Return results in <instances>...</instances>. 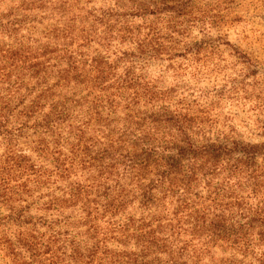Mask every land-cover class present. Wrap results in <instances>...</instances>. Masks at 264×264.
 Listing matches in <instances>:
<instances>
[{"label": "trees", "instance_id": "trees-1", "mask_svg": "<svg viewBox=\"0 0 264 264\" xmlns=\"http://www.w3.org/2000/svg\"><path fill=\"white\" fill-rule=\"evenodd\" d=\"M20 1L0 14L12 264H264V141L209 99L235 86L149 71L163 54L190 60L173 18L189 1Z\"/></svg>", "mask_w": 264, "mask_h": 264}, {"label": "rangeland", "instance_id": "rangeland-1", "mask_svg": "<svg viewBox=\"0 0 264 264\" xmlns=\"http://www.w3.org/2000/svg\"><path fill=\"white\" fill-rule=\"evenodd\" d=\"M11 1H3L0 14L5 15L21 3L20 0ZM186 1L190 8L181 17L173 18L188 22L186 32L182 31L185 36L179 38L184 40L179 48L187 42L192 43L193 47L186 55L190 60L176 56L168 61L169 56L163 54L164 60L150 59L153 65L149 71L157 77L164 74L166 81L171 82L177 67L170 65H181L178 68L181 73H184L183 68L188 70L180 83L192 89L212 92L223 85L225 89L235 86L236 89L227 91L222 99L212 95L209 99L217 102L218 112L231 119L246 141L263 142L264 135L258 134L264 130V0ZM9 41L2 38L0 46ZM203 44L214 47H198ZM196 68L202 74L192 76V72H197ZM3 153L4 146L0 145V155ZM7 214L6 207L0 203V218ZM1 248L0 245V264H12L11 257Z\"/></svg>", "mask_w": 264, "mask_h": 264}]
</instances>
